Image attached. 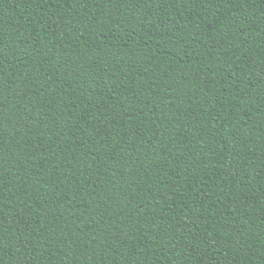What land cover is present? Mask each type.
Here are the masks:
<instances>
[{
	"label": "trees",
	"instance_id": "trees-1",
	"mask_svg": "<svg viewBox=\"0 0 264 264\" xmlns=\"http://www.w3.org/2000/svg\"><path fill=\"white\" fill-rule=\"evenodd\" d=\"M0 264H264V0H0Z\"/></svg>",
	"mask_w": 264,
	"mask_h": 264
}]
</instances>
